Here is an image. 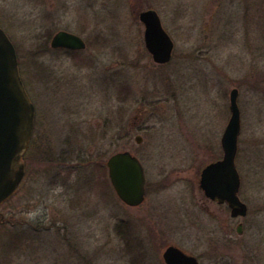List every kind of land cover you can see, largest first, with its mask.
Masks as SVG:
<instances>
[{"label":"rangeland","instance_id":"1","mask_svg":"<svg viewBox=\"0 0 264 264\" xmlns=\"http://www.w3.org/2000/svg\"><path fill=\"white\" fill-rule=\"evenodd\" d=\"M149 9L172 41L163 64L145 46ZM0 27L35 108L25 175L0 206V264H165L168 245L200 264H264V0H0ZM59 30L85 48L52 50ZM232 89L250 214L227 238L199 176L222 157ZM125 150L144 168L136 207L105 165Z\"/></svg>","mask_w":264,"mask_h":264},{"label":"water","instance_id":"2","mask_svg":"<svg viewBox=\"0 0 264 264\" xmlns=\"http://www.w3.org/2000/svg\"><path fill=\"white\" fill-rule=\"evenodd\" d=\"M139 20L144 25L145 46L153 60L167 61L172 41L161 27L156 12L143 11ZM50 46L81 50L85 43L79 36L60 30L51 38ZM229 111L230 117L220 139L222 159L202 170L200 187L207 197L226 201L233 209L244 213L245 206L236 196L239 176L234 159L240 132L236 89L229 94ZM34 118L35 108L21 81L15 48L0 28V205L16 191L24 176L22 156L29 144ZM136 141L140 142V138ZM105 165L118 199L129 207L139 206L145 198V176L138 158L127 150L119 151L110 155ZM162 257L165 264H199L195 257L173 245L164 250Z\"/></svg>","mask_w":264,"mask_h":264},{"label":"flooded vegetation","instance_id":"3","mask_svg":"<svg viewBox=\"0 0 264 264\" xmlns=\"http://www.w3.org/2000/svg\"><path fill=\"white\" fill-rule=\"evenodd\" d=\"M49 45H50V41H49ZM51 49L52 50H64L66 53H73V52H76V51H80V50H71V49H66V48H51ZM155 63L156 64H163V63H159V62H155ZM220 159H222V157ZM220 159H217L215 161H218ZM212 162H214V161H212ZM212 162H210V163H212ZM210 163H208V164H210ZM200 178H201V173H200V176H199V188L201 189V192L203 193L204 202H208L210 204L209 206H206V207L210 208V211L209 212H210V214H211V216L213 218H215L217 220H219V219L221 220V222L223 223V226H224L223 228H224L225 235L227 236V238L231 237V235H230V229L231 228L228 225L229 223H231V221H237V225H236L235 230H236V232L238 234H241L242 233V227H243L242 220L244 218H246L250 214V210H249L250 207H249V205L245 201H242L241 198H240V196H239L240 176H239V186H238V191L236 193V196L238 197V199L245 206L244 213H241V211L238 210V208L233 209L226 201H219L218 199H212L210 197H207L205 195L203 189L200 187ZM145 195H146V189H145ZM217 222H219V221H217ZM175 247H177V246H175ZM178 249H180V248H178ZM181 251L184 252V253H186L183 250H181ZM186 254L187 255H190V256H193V255L188 254V253H186ZM193 257H195V256H193ZM196 260H197V258H196ZM198 263H199V261H198Z\"/></svg>","mask_w":264,"mask_h":264},{"label":"trees","instance_id":"4","mask_svg":"<svg viewBox=\"0 0 264 264\" xmlns=\"http://www.w3.org/2000/svg\"><path fill=\"white\" fill-rule=\"evenodd\" d=\"M33 129H34V128H33ZM32 132H33V131H32ZM31 138H32V136H31ZM31 138H30V139H31ZM23 159H24V157H23Z\"/></svg>","mask_w":264,"mask_h":264}]
</instances>
